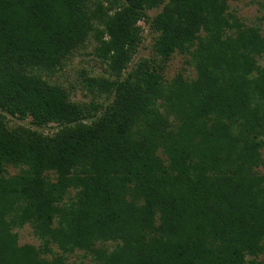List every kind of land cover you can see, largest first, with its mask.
Masks as SVG:
<instances>
[{"label":"trees","instance_id":"trees-1","mask_svg":"<svg viewBox=\"0 0 264 264\" xmlns=\"http://www.w3.org/2000/svg\"><path fill=\"white\" fill-rule=\"evenodd\" d=\"M233 1L0 0V264H264V0ZM90 39L109 76L75 103L50 78Z\"/></svg>","mask_w":264,"mask_h":264},{"label":"rangeland","instance_id":"rangeland-1","mask_svg":"<svg viewBox=\"0 0 264 264\" xmlns=\"http://www.w3.org/2000/svg\"><path fill=\"white\" fill-rule=\"evenodd\" d=\"M261 0H237L229 2L231 10L241 17L247 24L256 22V19L261 16L258 11L259 6L256 3ZM159 12L158 9L147 12L149 18H152ZM141 27V42L133 56L131 63L127 71L131 70V67L137 66L142 61L152 62L154 60L153 44L157 37V33L153 31L150 26L144 21L139 22ZM262 30L264 31V24H262ZM96 43L93 39L87 42L85 48L77 51L65 64L62 70L53 75L50 80L52 83L62 85L70 92L71 100L75 103H89L91 101L96 102L99 99L93 97L92 93L87 89L86 84L83 82V74L89 77H105L109 75L106 72V67L93 55V49ZM181 74L187 79H193L195 77L194 63L188 56H183L179 53H174L168 63L165 65L164 75L166 78H172L173 76ZM111 100V98L109 99ZM104 102V98L101 99ZM10 126L24 125L31 129H37L43 134H52L57 130L56 125L51 124L44 128H35L30 125L29 120L20 121L17 118L6 116ZM264 154V152H263ZM8 175H14L19 172L18 168L7 167ZM18 234L19 244H31L34 246L39 245V241L32 233L29 226H25L22 229H16ZM79 260V259H77ZM78 263V261H77ZM81 264H92L89 260H83Z\"/></svg>","mask_w":264,"mask_h":264}]
</instances>
